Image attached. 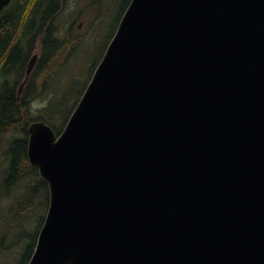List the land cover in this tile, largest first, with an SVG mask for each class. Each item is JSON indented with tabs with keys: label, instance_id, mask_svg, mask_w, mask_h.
I'll list each match as a JSON object with an SVG mask.
<instances>
[{
	"label": "water",
	"instance_id": "95a60500",
	"mask_svg": "<svg viewBox=\"0 0 264 264\" xmlns=\"http://www.w3.org/2000/svg\"><path fill=\"white\" fill-rule=\"evenodd\" d=\"M27 134V264H264V0H131L59 136Z\"/></svg>",
	"mask_w": 264,
	"mask_h": 264
},
{
	"label": "trees",
	"instance_id": "16d2710c",
	"mask_svg": "<svg viewBox=\"0 0 264 264\" xmlns=\"http://www.w3.org/2000/svg\"><path fill=\"white\" fill-rule=\"evenodd\" d=\"M65 1L13 0L0 15V153L3 152L4 159L8 161L5 188L10 187L12 193L15 188H19L20 183L28 184L27 188L35 189V198L43 201L45 208L48 203L47 185L26 158V127L32 120L28 104L38 93L41 94V91L31 89L34 75L48 68L53 69L64 58L60 55L67 48V42L56 37V20L63 11ZM37 48L40 56L36 71L18 100L17 87L24 78L28 60ZM73 93V90L68 89L56 103L48 104L43 109L46 119L38 120L45 121L59 134L82 92L78 93L72 106H67ZM57 114L63 120L59 129L51 122L53 119L57 121ZM18 132L23 135H15ZM7 139L9 147L2 151ZM5 188H1V196L8 194L9 190ZM25 189L22 185L20 192ZM35 241L36 236L25 253V264L33 253Z\"/></svg>",
	"mask_w": 264,
	"mask_h": 264
},
{
	"label": "rangeland",
	"instance_id": "374dc122",
	"mask_svg": "<svg viewBox=\"0 0 264 264\" xmlns=\"http://www.w3.org/2000/svg\"><path fill=\"white\" fill-rule=\"evenodd\" d=\"M128 1L70 0L67 3L56 20V37L60 41L67 38L71 41L66 58L60 67L34 77V88L40 87L42 80L46 84L41 94L28 104L31 118L46 119L43 109L56 103L68 89L74 93L67 106L75 103L104 54ZM62 121L59 114L56 122L51 120L57 129ZM8 147L9 141H6L2 148L6 151ZM7 164L0 154V190L5 188ZM21 186L20 183L12 193L7 187L8 194L0 195V264H25L27 248L34 241L46 212L43 201L35 198V189L20 192Z\"/></svg>",
	"mask_w": 264,
	"mask_h": 264
},
{
	"label": "bare ground",
	"instance_id": "6f19581e",
	"mask_svg": "<svg viewBox=\"0 0 264 264\" xmlns=\"http://www.w3.org/2000/svg\"><path fill=\"white\" fill-rule=\"evenodd\" d=\"M82 147H83V150L88 153V160L92 165L91 172H94L95 169L98 170L99 172L102 171V167L98 165L99 160H100V153L97 147L92 142H84L82 144ZM69 166H70V170L74 171L76 169L73 163H70Z\"/></svg>",
	"mask_w": 264,
	"mask_h": 264
}]
</instances>
